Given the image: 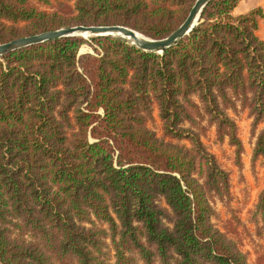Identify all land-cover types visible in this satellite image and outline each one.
<instances>
[{"label": "trees", "instance_id": "trees-1", "mask_svg": "<svg viewBox=\"0 0 264 264\" xmlns=\"http://www.w3.org/2000/svg\"><path fill=\"white\" fill-rule=\"evenodd\" d=\"M196 1L0 0V45L75 26L164 39ZM241 1H211L162 55L69 37L0 58V264H250L213 222L230 177L202 141L215 127L241 166L240 103L264 159V11L234 16ZM252 221L264 235V188Z\"/></svg>", "mask_w": 264, "mask_h": 264}, {"label": "rangeland", "instance_id": "rangeland-1", "mask_svg": "<svg viewBox=\"0 0 264 264\" xmlns=\"http://www.w3.org/2000/svg\"><path fill=\"white\" fill-rule=\"evenodd\" d=\"M85 53H93L89 44L83 45L80 50V54ZM237 107L236 111L229 110L228 114L236 122L238 135L243 144L241 166L237 165L235 149L229 145L228 140L218 141L215 127H208L202 141L208 152L216 157L219 165L230 177L231 197L225 201L213 200L212 206L216 215L213 222L222 233L238 245L250 264H256L258 257L264 255V235L258 236L257 228L252 221V212L264 188V159L253 161L255 145V137L252 135L253 120L249 117L248 111L241 108L240 103ZM154 117L149 127L162 137L157 110ZM262 129L264 124L258 127V132ZM182 143L189 145L188 141ZM162 206L165 205L162 203Z\"/></svg>", "mask_w": 264, "mask_h": 264}, {"label": "water", "instance_id": "water-1", "mask_svg": "<svg viewBox=\"0 0 264 264\" xmlns=\"http://www.w3.org/2000/svg\"><path fill=\"white\" fill-rule=\"evenodd\" d=\"M213 0H197L192 8L188 18L183 25L175 32L164 39H151L143 34L124 26H75L66 27L55 31H49L38 35L20 38L12 42L0 45V58L4 55L16 51L21 48L29 47L32 45L41 44L47 41L59 40L69 37L84 38V35H89L92 38L97 37H115L122 35L123 37L130 38L132 43L138 50L162 55L169 49L177 46L181 40L189 35L195 26H197L200 17L206 6ZM139 35V37H138ZM88 40V38H84ZM128 43V42H127Z\"/></svg>", "mask_w": 264, "mask_h": 264}, {"label": "crops", "instance_id": "crops-1", "mask_svg": "<svg viewBox=\"0 0 264 264\" xmlns=\"http://www.w3.org/2000/svg\"><path fill=\"white\" fill-rule=\"evenodd\" d=\"M257 8H261L264 11V0H242L232 13L234 16H240ZM257 36L264 42V18L259 22Z\"/></svg>", "mask_w": 264, "mask_h": 264}, {"label": "bare ground", "instance_id": "bare-ground-1", "mask_svg": "<svg viewBox=\"0 0 264 264\" xmlns=\"http://www.w3.org/2000/svg\"><path fill=\"white\" fill-rule=\"evenodd\" d=\"M89 35H84V38H89ZM115 37L125 40L126 42L132 43L130 38L123 37L122 35H116ZM139 37V35H138Z\"/></svg>", "mask_w": 264, "mask_h": 264}]
</instances>
